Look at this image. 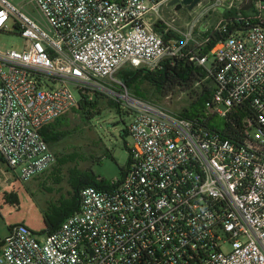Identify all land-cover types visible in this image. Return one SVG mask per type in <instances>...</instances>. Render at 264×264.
I'll return each instance as SVG.
<instances>
[{
  "label": "built area",
  "instance_id": "1",
  "mask_svg": "<svg viewBox=\"0 0 264 264\" xmlns=\"http://www.w3.org/2000/svg\"><path fill=\"white\" fill-rule=\"evenodd\" d=\"M171 1L26 0L39 20L0 0V33L12 22L24 40L0 47V156L20 179L56 162L40 130L78 106L75 91L109 92L133 114L134 141L121 179L82 189L58 229L13 225L0 264H264V0L247 11V0H202L184 29ZM220 10L239 12L213 30L234 29L201 55L211 38L200 45L194 33ZM166 60H189L213 81L198 118L141 99L115 77Z\"/></svg>",
  "mask_w": 264,
  "mask_h": 264
},
{
  "label": "rangeland",
  "instance_id": "2",
  "mask_svg": "<svg viewBox=\"0 0 264 264\" xmlns=\"http://www.w3.org/2000/svg\"><path fill=\"white\" fill-rule=\"evenodd\" d=\"M13 3L41 20L35 6L27 4L26 0H13ZM172 10L177 12L178 26L184 29L190 21V10L187 7L179 10L172 7ZM222 18L220 10L200 22L194 33L200 45L204 44L205 33L214 29ZM23 45V38L17 34L11 22L9 32L0 33V47L21 49ZM213 60L211 56L207 65ZM115 77L122 80L121 70ZM139 87L147 94V101L178 114L196 99L202 88L195 84L191 87L173 85L157 93L154 86L146 81L140 82ZM96 90H90L88 94L91 101L97 99L100 103L98 114L93 120L84 123L72 110L64 114L70 119L74 131L53 150L56 162L45 172L23 182L20 169L9 168L0 156V228L5 230L8 224L25 223L34 232L42 233L46 229L45 212H48V204L57 205L61 199L71 196L72 175L76 170L90 169L97 181L106 184L121 179L123 171L129 167L130 150L134 145L126 131L133 114L124 106H120V110L110 108L109 101H114L110 93ZM75 94L80 98L78 92L75 91Z\"/></svg>",
  "mask_w": 264,
  "mask_h": 264
},
{
  "label": "trees",
  "instance_id": "3",
  "mask_svg": "<svg viewBox=\"0 0 264 264\" xmlns=\"http://www.w3.org/2000/svg\"><path fill=\"white\" fill-rule=\"evenodd\" d=\"M239 11H228L223 13L225 19L234 17ZM243 14L245 12H242ZM227 25V32H220L209 30L205 33V39L211 38L208 42L201 47L200 54H208L214 45L222 38H225L234 29L230 24ZM165 40L171 36L170 32L164 30L160 31ZM121 79L127 86V88L137 97L148 100L147 94L143 92L139 83L146 81L154 86L157 93H162L167 88L174 86L191 87L193 84L201 86L200 93H197L196 99L190 103L188 107L183 109L180 116L194 119L202 115L205 103L208 101L211 90L213 88V81L207 78L206 71L201 66L194 65L189 60H176L175 63H171L169 60L163 62L161 69L156 71L142 69L125 68L121 70ZM78 106L72 109L77 115L80 116L82 122L93 120L98 114L99 101L90 100V96L86 94H79ZM110 108H117L120 110V105L115 101H109ZM74 129L72 123L66 115L55 119L53 122L45 125L40 134L44 140L48 143L53 151L59 146V143L67 139ZM127 134L128 133V130ZM61 162V161H60ZM127 170V169H126ZM126 170L123 171L122 176ZM71 187V196L61 199V202L57 205L48 204V212H45V225L46 232H53L60 227L62 222L72 214L76 213L79 209V200L81 190L86 187H96L104 189L108 184L97 181L95 175L91 170H76L73 172ZM53 211V212H52Z\"/></svg>",
  "mask_w": 264,
  "mask_h": 264
},
{
  "label": "water",
  "instance_id": "4",
  "mask_svg": "<svg viewBox=\"0 0 264 264\" xmlns=\"http://www.w3.org/2000/svg\"><path fill=\"white\" fill-rule=\"evenodd\" d=\"M202 0H183V1H179V0H173L170 2V6L171 7H175L176 10H179L183 7H187L190 11L201 2ZM252 4V0H247L241 7L242 11H247L250 9Z\"/></svg>",
  "mask_w": 264,
  "mask_h": 264
},
{
  "label": "crops",
  "instance_id": "5",
  "mask_svg": "<svg viewBox=\"0 0 264 264\" xmlns=\"http://www.w3.org/2000/svg\"><path fill=\"white\" fill-rule=\"evenodd\" d=\"M2 158V157H1ZM3 160V158H2ZM3 162L6 164V162L3 160ZM8 166V165H7ZM10 168V167H9ZM30 181V180H29ZM28 182V181H27ZM25 224V223H24ZM0 226H1V221H0ZM12 227V225L8 224L7 228L5 230H3L2 228H0V250L3 246V241L6 238V236L8 235L10 228Z\"/></svg>",
  "mask_w": 264,
  "mask_h": 264
}]
</instances>
